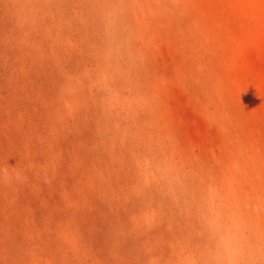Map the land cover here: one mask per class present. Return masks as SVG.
<instances>
[{"label": "rangeland", "instance_id": "1", "mask_svg": "<svg viewBox=\"0 0 264 264\" xmlns=\"http://www.w3.org/2000/svg\"><path fill=\"white\" fill-rule=\"evenodd\" d=\"M0 264H264V0H0Z\"/></svg>", "mask_w": 264, "mask_h": 264}]
</instances>
